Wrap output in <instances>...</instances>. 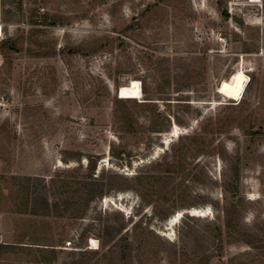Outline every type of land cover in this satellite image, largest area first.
I'll return each mask as SVG.
<instances>
[{
  "label": "rangeland",
  "instance_id": "rangeland-1",
  "mask_svg": "<svg viewBox=\"0 0 264 264\" xmlns=\"http://www.w3.org/2000/svg\"><path fill=\"white\" fill-rule=\"evenodd\" d=\"M159 1L0 0V264H264V0Z\"/></svg>",
  "mask_w": 264,
  "mask_h": 264
},
{
  "label": "bare ground",
  "instance_id": "bare-ground-1",
  "mask_svg": "<svg viewBox=\"0 0 264 264\" xmlns=\"http://www.w3.org/2000/svg\"><path fill=\"white\" fill-rule=\"evenodd\" d=\"M252 3H260L261 0H250ZM2 36V28L0 27V37ZM248 82L247 76L243 71L236 73L231 80L223 82L220 86V94L232 101H239L245 91ZM142 91L139 81H132L130 85L123 86L119 90L118 96L123 100H138L141 98ZM174 135L178 136V131H174ZM195 215H199L197 211L193 212ZM175 221V220H174ZM177 222V221H175ZM174 222V223H175Z\"/></svg>",
  "mask_w": 264,
  "mask_h": 264
},
{
  "label": "trees",
  "instance_id": "trees-1",
  "mask_svg": "<svg viewBox=\"0 0 264 264\" xmlns=\"http://www.w3.org/2000/svg\"><path fill=\"white\" fill-rule=\"evenodd\" d=\"M159 2H162V0H160ZM11 52H19V49L17 48L16 44L13 41L8 40V41H6V42H4V43H2L0 45V53L2 55L6 56L7 54H9ZM68 52L71 55H76V54H83V55H86V56L88 55V53H86V51L84 50V48H72ZM93 52L94 53H92V54L97 53V51H93ZM31 56L32 57H35V58H48L47 55L41 54V53H32Z\"/></svg>",
  "mask_w": 264,
  "mask_h": 264
}]
</instances>
